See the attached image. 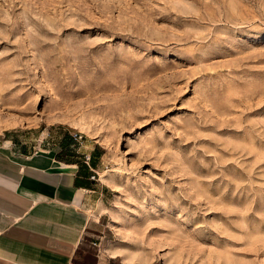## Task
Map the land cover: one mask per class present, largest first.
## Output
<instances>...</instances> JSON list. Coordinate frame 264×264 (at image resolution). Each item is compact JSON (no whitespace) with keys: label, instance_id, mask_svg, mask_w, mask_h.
Segmentation results:
<instances>
[{"label":"rangeland","instance_id":"rangeland-1","mask_svg":"<svg viewBox=\"0 0 264 264\" xmlns=\"http://www.w3.org/2000/svg\"><path fill=\"white\" fill-rule=\"evenodd\" d=\"M71 131L115 262L264 264V0H0V139Z\"/></svg>","mask_w":264,"mask_h":264},{"label":"crops","instance_id":"crops-1","mask_svg":"<svg viewBox=\"0 0 264 264\" xmlns=\"http://www.w3.org/2000/svg\"><path fill=\"white\" fill-rule=\"evenodd\" d=\"M35 145L0 139V264H121L107 239L111 191L90 180L99 168L89 142L75 152L58 132Z\"/></svg>","mask_w":264,"mask_h":264},{"label":"built area","instance_id":"built-area-1","mask_svg":"<svg viewBox=\"0 0 264 264\" xmlns=\"http://www.w3.org/2000/svg\"><path fill=\"white\" fill-rule=\"evenodd\" d=\"M69 138L71 141V146L75 149V152L82 146L84 143V140L82 138V135L77 131H71L69 132ZM82 157V163L88 168L90 156L87 155H81ZM91 171V170H90ZM96 174L92 172V175L90 176V180H93L95 178Z\"/></svg>","mask_w":264,"mask_h":264},{"label":"bare ground","instance_id":"bare-ground-1","mask_svg":"<svg viewBox=\"0 0 264 264\" xmlns=\"http://www.w3.org/2000/svg\"><path fill=\"white\" fill-rule=\"evenodd\" d=\"M19 124V123H18Z\"/></svg>","mask_w":264,"mask_h":264}]
</instances>
